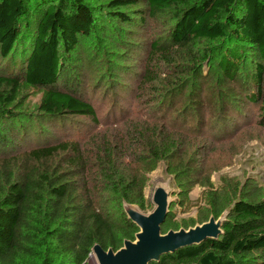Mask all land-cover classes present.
I'll use <instances>...</instances> for the list:
<instances>
[{"label": "trees", "instance_id": "trees-1", "mask_svg": "<svg viewBox=\"0 0 264 264\" xmlns=\"http://www.w3.org/2000/svg\"><path fill=\"white\" fill-rule=\"evenodd\" d=\"M139 4L0 0V57L6 61L19 55L23 61L19 72L0 75V146L4 129L19 132L27 123L32 125L22 112L32 92L41 94V119L59 123L62 129L74 126L72 118L98 122L94 106L79 96L67 77L71 55L80 39L99 33L108 19L142 29L145 14L136 12L132 18L123 12ZM143 5L149 17L169 18L166 36L151 44L146 65L136 77L130 78L133 73L120 66L131 62L123 56L113 63L128 77L125 82L134 84L133 95L145 106L136 114L144 121L133 127L125 115L124 139H103L96 151L105 157L97 156L94 166L82 142L30 150L28 166L18 172L5 162L0 173V264H87L95 245L117 252L124 241L135 240L139 229L128 219L124 203L146 209L147 172L168 161L169 173L185 186L190 176L185 167L193 156L201 157V130L210 129L198 113L202 87L209 80L203 76L205 67L215 66L224 85L255 89L248 98L260 106L258 124L264 128V0H144ZM113 71V76L119 74ZM218 93L217 103L210 105L214 113L231 105L223 92ZM172 96H181L180 102L174 104ZM224 128L209 132L220 137ZM126 159L138 164V170L125 164ZM55 160L59 163L48 168ZM174 160L180 164L173 172ZM223 213L214 207L212 215L218 219ZM152 264H264V200L237 201L218 239L165 254Z\"/></svg>", "mask_w": 264, "mask_h": 264}, {"label": "rangeland", "instance_id": "rangeland-1", "mask_svg": "<svg viewBox=\"0 0 264 264\" xmlns=\"http://www.w3.org/2000/svg\"><path fill=\"white\" fill-rule=\"evenodd\" d=\"M139 2L137 7L124 9L123 12L128 13L132 18L138 16L136 12L145 14L146 21L142 24V29H129L119 21L108 19L107 27L101 29L99 33H94L87 39H80L78 49L71 55L67 77L77 87L79 96L94 106L98 122L88 118H72L69 121L74 126L62 129L59 123L54 124L41 119L37 108L41 94L34 95L35 93L32 92L22 109V112L32 119V125L27 123L19 132L16 129L3 131L0 173L5 162H11L12 169L15 168L16 172L23 170L30 161L26 157L30 150L46 148L61 142H82V148L86 150L85 157L90 162V166H94L97 156L105 157L104 153L98 154L96 151V147L103 139L111 140L117 135L124 139L121 122L125 115H128L130 122L128 125L131 124L133 127L144 121L145 118L136 114V111L145 106L134 97L133 94H136L134 84L129 85L125 82L128 77L115 67L113 61L118 56H123L125 61H131L121 63L120 66L126 67L133 73L130 78L136 77L134 74H138L140 68L146 65L151 44L166 36L170 20L167 16L149 17L144 9V0ZM8 63L10 64L3 72ZM17 67L18 69L23 67L19 55H14L6 61H2L0 57V75L19 72ZM113 70L118 71L119 74L113 76ZM217 73L215 66L213 68L207 66L203 69V76H209V80L202 87L203 94L200 97L201 103H198L200 104L198 113L205 116L206 124L210 125V129L215 130L221 125L225 127L221 130L222 135L216 137V132H209V128L201 130L205 133V138L201 140V144L205 147L200 151L201 157L190 156L193 157L184 169L190 172V176L186 177L185 186L180 185L176 177L169 173L171 164L168 161L157 163L154 170L146 174L148 178L144 190L146 209L142 210L135 205L144 215L150 214L154 210L152 197L155 189L159 186L167 187L170 195V212L162 226V234L170 230H188L208 222L213 216L214 207L222 208L225 214L229 213L239 200L252 203L264 200V128L258 124L260 106L252 103L248 98L255 89L242 90L241 84L235 87L224 85L223 77ZM130 78L129 80H132ZM138 80L139 78L134 81L138 82ZM218 90L223 92V97L225 95L228 97L231 105L226 103L225 111L214 113L210 105L217 103ZM180 98L181 96L170 97L174 104L180 102ZM170 99L169 106L172 104ZM184 106L185 104L180 105L178 110L181 111ZM228 112L231 116L226 117ZM209 114L213 116L212 119ZM225 121H227L226 125ZM178 129V127L174 128L172 133ZM198 133L195 130L194 135ZM215 139L220 140L216 142ZM129 160L126 159L125 164L132 165L134 170H138L139 165L130 164ZM195 161L198 162L197 165H194ZM58 163L59 160H55L49 162L47 166L49 168ZM177 164H180L179 161L174 160L173 172L176 171L174 168L178 166ZM32 167L37 168L34 164L31 165ZM87 264H98V262L92 256Z\"/></svg>", "mask_w": 264, "mask_h": 264}, {"label": "water", "instance_id": "water-1", "mask_svg": "<svg viewBox=\"0 0 264 264\" xmlns=\"http://www.w3.org/2000/svg\"><path fill=\"white\" fill-rule=\"evenodd\" d=\"M169 197L167 187H157L152 197L154 210L148 215L141 213L135 205L124 203L128 219L139 229L135 240L124 241L123 247L117 252L113 249L105 251L95 245L90 257L94 256L98 264H152L165 254H174L207 240H216L222 235L229 213L222 214L218 219L211 216L208 222L188 230H170L162 234V226L170 212Z\"/></svg>", "mask_w": 264, "mask_h": 264}]
</instances>
